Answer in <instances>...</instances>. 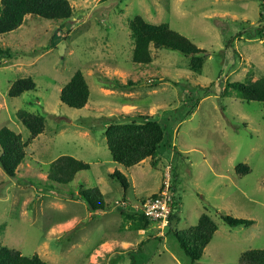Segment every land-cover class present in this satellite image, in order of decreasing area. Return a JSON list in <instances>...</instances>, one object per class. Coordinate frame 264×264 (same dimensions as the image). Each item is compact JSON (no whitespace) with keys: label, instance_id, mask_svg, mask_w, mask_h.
I'll return each mask as SVG.
<instances>
[{"label":"rangeland","instance_id":"1","mask_svg":"<svg viewBox=\"0 0 264 264\" xmlns=\"http://www.w3.org/2000/svg\"><path fill=\"white\" fill-rule=\"evenodd\" d=\"M70 1V20L28 15L19 29L0 36V48L12 55L0 58V129L29 140L21 110L46 123L16 177L0 166V243L27 256L38 253L48 264H243L246 252L264 249V105L229 88L264 77V0ZM137 15L168 23L207 50L202 73L168 49L152 47L151 64L135 63L129 22ZM78 70L91 88L83 109L61 100ZM27 77L37 89L11 97L13 83ZM143 116L165 127L157 165L148 159L127 168L112 158L106 125ZM64 155L91 167L68 184L52 182L51 164ZM168 173L181 200L172 229L184 232L204 213L218 226L198 261L167 227L153 224L141 234L124 222L122 211H137ZM95 187L105 196V211H93L79 195L92 196ZM223 215L255 224L231 227Z\"/></svg>","mask_w":264,"mask_h":264},{"label":"trees","instance_id":"2","mask_svg":"<svg viewBox=\"0 0 264 264\" xmlns=\"http://www.w3.org/2000/svg\"><path fill=\"white\" fill-rule=\"evenodd\" d=\"M264 6V3H263ZM28 15H35L50 20H70L74 15V7L70 0H0V36L19 29ZM131 37L134 42L133 61L141 64L153 62L152 47L177 51L190 58L192 71L202 73L207 50L198 47L190 38L172 29L168 23L154 24L147 21L142 15H137L129 22ZM4 54L12 56L0 48V58ZM137 81L129 82L134 85ZM127 84V85H128ZM127 85L118 84L126 88ZM229 88L237 91L244 101H259L264 105V77L250 76L247 81L233 82ZM37 89V84L32 77L21 78L13 83L9 90L11 97H19L24 93ZM91 88L82 70H78L72 79L63 87L61 100L69 107L83 109L89 102ZM22 123L30 130L31 137L24 140L23 135L9 127L0 129V166L10 177H16L19 167L27 157V147L45 130V118L42 115L32 114L26 110L19 112ZM108 148L115 162L127 168L140 164L150 159L157 165L158 151L165 137V127L158 121L143 116L141 122L108 123L105 130ZM91 165L73 156L64 155L51 164L49 180L56 183L68 184L74 181L79 172L90 169ZM238 169L247 172L249 167L239 165ZM125 187L129 183L126 176L114 172ZM173 184L174 208L170 216L168 230L175 233L181 247L193 261L202 258L206 248L213 240L218 230L216 222L210 215L204 213L196 226L179 232L172 229L173 223L179 219L180 198L175 193ZM92 196L81 192L93 211H105L107 206L105 196L99 187L91 189ZM130 213L124 210L122 215L125 222L132 221L136 229H147L151 221L139 210ZM225 222L231 227L251 226L253 219L236 218L223 215ZM243 264H264V249H255L246 252L242 257ZM0 264H48L38 253L27 256L21 251L0 243Z\"/></svg>","mask_w":264,"mask_h":264},{"label":"built area","instance_id":"3","mask_svg":"<svg viewBox=\"0 0 264 264\" xmlns=\"http://www.w3.org/2000/svg\"><path fill=\"white\" fill-rule=\"evenodd\" d=\"M118 204L126 206L127 201ZM173 179L172 174L168 173L164 179L162 188L157 194H154L139 203V210L153 223L161 229H165L170 224V216L174 208Z\"/></svg>","mask_w":264,"mask_h":264},{"label":"crops","instance_id":"4","mask_svg":"<svg viewBox=\"0 0 264 264\" xmlns=\"http://www.w3.org/2000/svg\"><path fill=\"white\" fill-rule=\"evenodd\" d=\"M121 114H124V115H125V113H121ZM106 126H107V125H106ZM147 160H148V159L144 160L143 162H145V161H147ZM143 162H141V163H143ZM138 165H139V164H138ZM135 166H136V165H135ZM130 168H131V167H130ZM158 192H159V191H158ZM158 192H156V193H158ZM153 195H154V194H153ZM143 200H144V199H143ZM141 201H142V200H141ZM141 201H140V202H141ZM140 202H139V203H140ZM138 206H139V205H138ZM136 210L139 211V208H136ZM126 211H127V212L130 211V213L132 212L133 214L136 213L135 211H132L131 209H128V210H126ZM122 212H123V211H122ZM132 213H131V214H132ZM122 216H123V215H122ZM123 219H124V217H123ZM124 222H125V221H124ZM129 223H130L132 226L134 225L132 221H129V222L126 223V224H129ZM131 225H130V226H131ZM151 225H153V223H152ZM151 225H150V226H151ZM150 226H149V227H150ZM137 230H138L139 233H141V234H146L147 231H148V228H147V229H137ZM121 244H122L123 246H124V245H125V246H130V245L133 246V244H132L131 242H127V241H122Z\"/></svg>","mask_w":264,"mask_h":264}]
</instances>
